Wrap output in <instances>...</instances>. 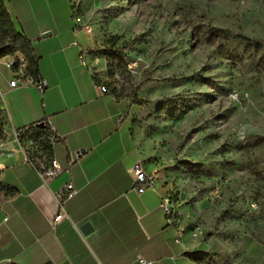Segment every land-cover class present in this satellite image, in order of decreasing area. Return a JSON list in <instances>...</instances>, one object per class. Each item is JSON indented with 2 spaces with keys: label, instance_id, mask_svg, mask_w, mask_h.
I'll return each instance as SVG.
<instances>
[{
  "label": "rangeland",
  "instance_id": "obj_1",
  "mask_svg": "<svg viewBox=\"0 0 264 264\" xmlns=\"http://www.w3.org/2000/svg\"><path fill=\"white\" fill-rule=\"evenodd\" d=\"M80 14L175 223L197 234L194 264H264V0H80Z\"/></svg>",
  "mask_w": 264,
  "mask_h": 264
},
{
  "label": "crops",
  "instance_id": "obj_2",
  "mask_svg": "<svg viewBox=\"0 0 264 264\" xmlns=\"http://www.w3.org/2000/svg\"><path fill=\"white\" fill-rule=\"evenodd\" d=\"M2 1L16 30L31 41L45 88H10L13 75L0 57V183L16 191L0 195V264H194L189 232L167 222L155 166L115 98L97 87L104 85L103 71L90 55L89 36L73 30L69 1ZM45 121L57 135L52 157L64 169L47 185L16 139ZM137 163L154 177V187L141 194L132 179ZM69 182L77 192L54 223L53 191ZM84 224L90 232L81 231Z\"/></svg>",
  "mask_w": 264,
  "mask_h": 264
},
{
  "label": "built area",
  "instance_id": "obj_3",
  "mask_svg": "<svg viewBox=\"0 0 264 264\" xmlns=\"http://www.w3.org/2000/svg\"><path fill=\"white\" fill-rule=\"evenodd\" d=\"M71 6V19L73 22V30L74 32H84L92 39L93 29L88 22H86L80 14V0H68ZM76 45V43H74ZM5 66L12 73V79L9 81L10 88H17L21 85L29 84L35 86L40 92H42L45 88V83L41 78L37 77L34 79L29 75L27 71V60L21 54H13L5 57ZM101 93H107L104 85L97 86ZM232 98L236 99V93H233ZM43 126L48 128L50 132L49 141L53 145L57 140V135L54 131L53 126L49 121L42 122ZM17 141L20 142L19 136H16ZM23 150L25 151L28 162L31 164L42 183L47 185L49 181L59 176V174L64 171L61 168L59 163L53 159H46L39 151L31 150V144H21ZM132 179L133 186L136 189L137 193L141 194L147 189H151L154 187V177L151 174L146 173L143 167L137 163L132 170ZM76 189L74 188L72 183H67L63 185L60 189L53 191V195L57 201L59 207V213L54 218L53 222L56 223L64 218L66 215L64 213L63 203L69 199H71L76 194ZM220 191L218 188H214L211 192L213 197H218ZM161 206L165 210V215L167 217V222L172 224L175 222L174 215L172 213V209L168 207V201L164 198ZM181 237V233H178V238ZM192 239L197 238V234L193 233L191 236ZM179 240V239H178ZM140 264H151L143 259H139Z\"/></svg>",
  "mask_w": 264,
  "mask_h": 264
},
{
  "label": "trees",
  "instance_id": "obj_4",
  "mask_svg": "<svg viewBox=\"0 0 264 264\" xmlns=\"http://www.w3.org/2000/svg\"><path fill=\"white\" fill-rule=\"evenodd\" d=\"M242 40L247 38L239 37ZM0 57L13 54H21L27 60V71L34 79L38 77V63L31 41L21 35L15 28L14 23L3 3L0 0ZM21 144H31V150L39 151L46 159L52 158L53 145L49 141L50 132L45 126L38 124L30 126L18 132ZM5 140L3 110L0 108V143ZM16 193L15 189L4 186L0 183V195L12 196ZM195 258H193V261Z\"/></svg>",
  "mask_w": 264,
  "mask_h": 264
},
{
  "label": "water",
  "instance_id": "obj_5",
  "mask_svg": "<svg viewBox=\"0 0 264 264\" xmlns=\"http://www.w3.org/2000/svg\"><path fill=\"white\" fill-rule=\"evenodd\" d=\"M0 51H1V48H0ZM43 123H39L38 126H42ZM83 151H81L82 153ZM2 219V215L0 214V220ZM81 231L84 232V233H88L91 231V227L89 224H84L82 227H81ZM49 264V263H47Z\"/></svg>",
  "mask_w": 264,
  "mask_h": 264
}]
</instances>
